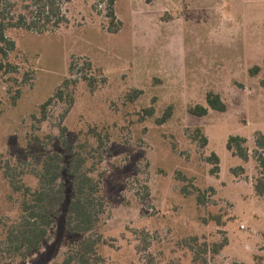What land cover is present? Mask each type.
Wrapping results in <instances>:
<instances>
[{
  "label": "rangeland",
  "instance_id": "rangeland-1",
  "mask_svg": "<svg viewBox=\"0 0 264 264\" xmlns=\"http://www.w3.org/2000/svg\"><path fill=\"white\" fill-rule=\"evenodd\" d=\"M62 7L67 22L56 31L10 29L16 47L7 57L0 52V217L20 214L7 164L36 186L30 171L47 153L68 157L60 124L71 149L96 147L97 129L108 135L100 165L104 264H197L204 243L208 264H264V196L255 189L264 173L257 158L264 153V0H117V33L105 3L63 0ZM65 79L78 80L72 108L62 122L67 106L53 103L40 123L41 105ZM136 89L140 96L128 100ZM209 91L227 110L190 114L207 105ZM170 106L172 117L160 124ZM231 135L247 138L248 160L228 150ZM64 180L67 197L50 239L22 264H60L82 237L66 227L72 184ZM215 243H224L218 253Z\"/></svg>",
  "mask_w": 264,
  "mask_h": 264
},
{
  "label": "trees",
  "instance_id": "trees-1",
  "mask_svg": "<svg viewBox=\"0 0 264 264\" xmlns=\"http://www.w3.org/2000/svg\"><path fill=\"white\" fill-rule=\"evenodd\" d=\"M95 1L105 3L106 14L109 18V31L117 33L121 26L115 10L117 0ZM62 3L63 0H0V52L7 57L9 52L16 47L15 41L7 34L10 29H26L43 34L60 28L63 23L67 22ZM0 67L4 68V65L0 64ZM84 78L87 79L86 76ZM77 83L76 79H65L53 95L41 105L40 116H35V118L40 123L47 121L49 106L61 102L67 106L61 114L63 122L74 104V91ZM94 83L92 79L89 81L91 88L95 87ZM261 84L264 87V79ZM141 93V90L136 89L133 93H129L127 98L134 101ZM19 95L20 91L14 96V103ZM206 102V106L198 104L190 107L189 113L195 116H205L210 109L225 112L228 108V104L221 95L214 91L207 93ZM145 112L153 115L155 108L152 106ZM172 115L173 106H170L158 122L163 124ZM59 126L60 145L68 150V157L66 158L60 152L47 153L41 165L30 171V174L37 179L36 186L25 182V171L22 170L16 174L17 167L7 164L4 174L14 192L19 194L20 214L14 220L0 217V264H22L32 253L42 249L44 243L50 239L51 231L56 226V216L67 197L65 174L69 176L72 184L66 227L68 231L82 237L69 246L60 264H104L99 247L102 243L101 229L104 225L108 204L103 194L104 173L100 170V165L103 161L108 135L95 129L94 134L98 142L96 147L86 142L71 149L67 139L68 128L63 124ZM199 133H201L200 130ZM50 138L53 140L52 137ZM38 140L41 141L39 137ZM202 140L203 144L207 145L208 138L204 136ZM259 142L264 151V137H261ZM246 143V137L231 135L227 148L233 155L248 160ZM257 158L264 171V153L258 154ZM209 160L215 164L211 172H218L220 170L218 154L213 153ZM255 189L258 195L264 196V173L257 178ZM198 201L204 204L205 197L199 195ZM192 240L195 243L199 242L198 237H192ZM204 246L202 251L194 252V262L197 264H208L207 256L201 254H207L210 245L204 243ZM223 246L224 243H215L213 248L211 247V252L218 253Z\"/></svg>",
  "mask_w": 264,
  "mask_h": 264
}]
</instances>
